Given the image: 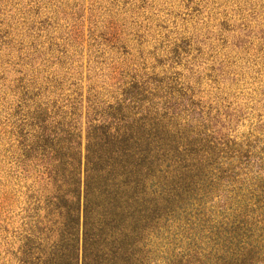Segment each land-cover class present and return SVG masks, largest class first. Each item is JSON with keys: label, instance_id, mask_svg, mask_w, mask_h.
I'll use <instances>...</instances> for the list:
<instances>
[{"label": "rangeland", "instance_id": "rangeland-1", "mask_svg": "<svg viewBox=\"0 0 264 264\" xmlns=\"http://www.w3.org/2000/svg\"><path fill=\"white\" fill-rule=\"evenodd\" d=\"M26 80L77 114L89 220L119 193L130 205L119 197L114 217L148 224L116 243L132 264H254L264 0H0V264H21L40 175L22 170L11 134L12 90ZM110 127L126 130L116 159Z\"/></svg>", "mask_w": 264, "mask_h": 264}, {"label": "trees", "instance_id": "trees-1", "mask_svg": "<svg viewBox=\"0 0 264 264\" xmlns=\"http://www.w3.org/2000/svg\"><path fill=\"white\" fill-rule=\"evenodd\" d=\"M12 98L15 114L12 113L11 117L15 120L12 125L15 133L11 134L19 143L17 158L24 172L40 174L35 176L32 189L26 196L33 216L21 239L26 241L27 249L20 263L132 264L138 257L129 256L126 249L116 246V243L125 236L132 237L136 227L145 230L148 224L144 221L133 226L132 213L128 217L125 215L123 220L114 217L110 206L123 207L122 204L117 206L119 197L126 201L125 206L130 205V196L119 193V196L108 194L106 213L89 220L82 200L81 138L74 123L75 111L64 110L56 101L45 98L40 89L28 80L14 87ZM100 127L99 124L89 125L87 136H90L89 129L97 131ZM107 134L116 145L115 159L123 156V150L116 141L122 144L126 130L110 127ZM90 149L91 145H88L87 153ZM99 154L100 151L95 158H99ZM84 172L87 174V170ZM40 234L46 236V250L42 245H35L36 236ZM260 237L258 235V239ZM133 246L128 249L131 253L136 251ZM254 246H258L254 264L264 262V241Z\"/></svg>", "mask_w": 264, "mask_h": 264}]
</instances>
